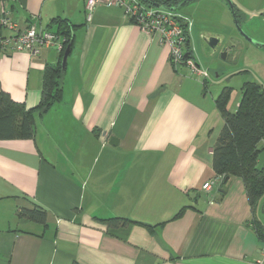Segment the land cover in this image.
<instances>
[{"label":"crops","instance_id":"crops-1","mask_svg":"<svg viewBox=\"0 0 264 264\" xmlns=\"http://www.w3.org/2000/svg\"><path fill=\"white\" fill-rule=\"evenodd\" d=\"M85 1L0 0L20 26L49 29L57 15L81 25L61 101L36 116L32 138L0 139V264H253L264 240L244 183L230 176L222 191L211 166L216 97L187 64H172L158 34L117 5L98 4L87 18ZM58 55L52 46L0 51V86L36 105ZM33 205L46 227L18 218ZM115 216L138 222L101 221ZM256 218L264 227V200Z\"/></svg>","mask_w":264,"mask_h":264},{"label":"trees","instance_id":"trees-1","mask_svg":"<svg viewBox=\"0 0 264 264\" xmlns=\"http://www.w3.org/2000/svg\"><path fill=\"white\" fill-rule=\"evenodd\" d=\"M142 1L153 6L166 7L180 14L179 20L184 26L187 20L191 21L187 15L180 13V6L176 7L183 0ZM129 19L133 22V19ZM79 26L81 25L65 16L57 15L50 19L47 27L62 38V46L58 49L57 62L46 63L44 66L40 99L36 105L26 107L24 103L14 101L9 93L0 86V139L32 138L35 132L36 116L42 115L54 103L61 101L64 83V72L61 71V58L69 42H72V49L74 31ZM192 27L193 23H191ZM190 39V32L186 30L182 59L177 63L171 61L172 64L183 65L188 60H193V63L197 64L193 56ZM205 80L202 79L204 88ZM229 92L230 87L224 86L215 98L216 107L222 118V126L212 147L211 166L217 177H220L222 181V191L226 188L227 180L224 181L226 177L237 176L242 179L247 200L252 210L251 222L258 236L264 240V227L254 216L255 208L264 200V166L259 170L256 169L258 155L264 148V89L255 80L244 81L241 85L240 100L233 111L227 108ZM189 206L192 205L182 206L169 220L178 218ZM16 214L19 219L32 221L44 227L47 226V213L40 206L20 207L17 209ZM101 221L107 225L138 222L118 216L102 219ZM165 222L163 221L159 224L161 225ZM146 226L151 230L155 225L147 224ZM71 264L81 263L74 260Z\"/></svg>","mask_w":264,"mask_h":264},{"label":"rangeland","instance_id":"rangeland-1","mask_svg":"<svg viewBox=\"0 0 264 264\" xmlns=\"http://www.w3.org/2000/svg\"><path fill=\"white\" fill-rule=\"evenodd\" d=\"M231 1L242 13L240 30L251 39L264 44V18L259 14L264 12V0ZM179 11L187 14L193 23L190 42L193 56L199 63L198 69L207 72V94L211 93L216 97L224 86L230 87L227 108L233 111L240 100L241 85L244 81L255 80L264 89V48L240 41L229 60L223 61L220 57L219 53L224 49L229 35L233 34L239 38L233 25L232 12L227 7L221 5L218 0H192L181 5ZM214 34H222L223 39L216 50L212 51L203 37ZM257 214L258 206L255 208V218Z\"/></svg>","mask_w":264,"mask_h":264},{"label":"built area","instance_id":"built-area-1","mask_svg":"<svg viewBox=\"0 0 264 264\" xmlns=\"http://www.w3.org/2000/svg\"><path fill=\"white\" fill-rule=\"evenodd\" d=\"M98 4L117 5L122 8L124 14L133 19L146 32L158 34L159 41L169 48L171 61L177 63L182 59L186 30L190 31L191 21L187 20L185 26L181 23L180 14L166 7L153 6L142 0H86L85 9L87 18L90 17L93 8ZM62 38L49 29L42 28L36 23L20 26L7 10L0 12V51H27L37 55L46 47L61 48ZM191 73L200 79H205L207 72L199 70L192 60L186 63ZM212 187L210 181L203 183L202 188L209 190ZM253 264H264V246L260 255Z\"/></svg>","mask_w":264,"mask_h":264},{"label":"water","instance_id":"water-1","mask_svg":"<svg viewBox=\"0 0 264 264\" xmlns=\"http://www.w3.org/2000/svg\"><path fill=\"white\" fill-rule=\"evenodd\" d=\"M186 1L188 0H183L181 1L176 7H179L181 5H183ZM227 2V4L229 5V8L233 14V3L231 0H225ZM240 30V28H239ZM240 34L242 35V37L247 40L250 41L251 43L254 44H259L257 41L251 39L247 34H245L243 31L240 30ZM223 39V35L222 34H214V35H209V36H205L203 37L204 42L207 44V46L212 50L215 51L217 46L222 42ZM231 38H228V41L226 42V45L230 42ZM71 44L72 42H69L63 52V56L61 58V71L64 72L65 68H66V63H67V58L69 56L70 50H71ZM227 50L226 48H224L219 54L220 57L222 59L225 58V54H226ZM186 57V55H185ZM116 139L114 137H111L109 139V144L115 145L116 144ZM264 166V148L262 149V151L259 153L258 155V161L256 164V169H261ZM228 177L225 178L224 181L227 180Z\"/></svg>","mask_w":264,"mask_h":264},{"label":"flooded vegetation","instance_id":"flooded-vegetation-1","mask_svg":"<svg viewBox=\"0 0 264 264\" xmlns=\"http://www.w3.org/2000/svg\"><path fill=\"white\" fill-rule=\"evenodd\" d=\"M223 2L228 7V10L231 11L227 2L225 0H223ZM259 14H260V16H262V18H264V12L263 11ZM232 15H233V25H234L235 29L237 30V33L239 34L238 35L239 38H237V36H235L233 34L229 35L228 38H231V39H230V42L224 46V48H226L227 52L225 54V58L224 59L221 58L223 61L230 59L231 53L233 52V50L235 48H237V45H239L241 43L240 41H247L240 34L239 28H240V23L243 21V19H242V13L238 9V7H236L235 4H233V14ZM247 42H250V41H247ZM255 45H257L260 48H264V44L259 43V44H255Z\"/></svg>","mask_w":264,"mask_h":264}]
</instances>
